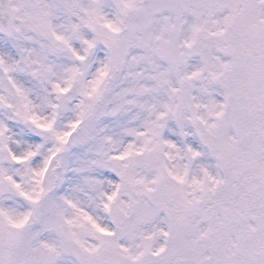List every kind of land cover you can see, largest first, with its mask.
Wrapping results in <instances>:
<instances>
[{
	"label": "snow or ice",
	"instance_id": "6c2138e0",
	"mask_svg": "<svg viewBox=\"0 0 264 264\" xmlns=\"http://www.w3.org/2000/svg\"><path fill=\"white\" fill-rule=\"evenodd\" d=\"M0 264H264V0H0Z\"/></svg>",
	"mask_w": 264,
	"mask_h": 264
}]
</instances>
